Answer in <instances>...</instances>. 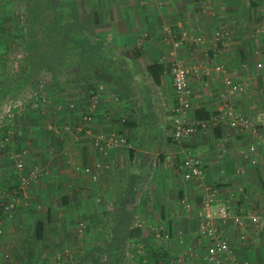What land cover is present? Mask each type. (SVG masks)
Returning <instances> with one entry per match:
<instances>
[{"label":"crops","instance_id":"crops-1","mask_svg":"<svg viewBox=\"0 0 264 264\" xmlns=\"http://www.w3.org/2000/svg\"><path fill=\"white\" fill-rule=\"evenodd\" d=\"M86 2L90 11L81 20V58L83 68L92 65L93 71L83 72L81 83L69 82L66 89L48 84L46 108L21 110L10 124L11 138L5 155L0 154V204L18 181L7 155L22 157L24 174L36 170L42 176L20 194L10 213L0 208V258L8 254L4 264H84L96 244L100 261L95 262L103 264L108 257L104 241L113 238L102 226L106 211L125 205L141 235L127 241L119 264H141L142 257L145 264H201L204 241L196 210L204 186H219L221 197L237 210L264 209V40L254 37L248 1ZM231 6L236 12L229 11ZM232 15L237 25L220 42L217 30ZM174 40L181 41L178 47ZM4 43L3 37L0 100L11 78ZM175 60L189 70V107L181 114L186 123L198 119L197 109L210 118L227 94L254 126L220 124L173 139L170 67ZM153 63L163 68L157 83L147 70ZM226 78L243 90L229 93ZM85 113L92 114L89 123L79 119ZM113 135L124 143L109 144ZM191 155L202 160L203 174L186 181L182 169ZM186 196L196 198L190 210L180 203ZM237 231L251 240L239 243L240 258L264 264V229Z\"/></svg>","mask_w":264,"mask_h":264},{"label":"built area","instance_id":"built-area-1","mask_svg":"<svg viewBox=\"0 0 264 264\" xmlns=\"http://www.w3.org/2000/svg\"><path fill=\"white\" fill-rule=\"evenodd\" d=\"M222 36L221 32L216 33L217 40ZM195 40L200 41L201 39L196 37ZM180 43L181 41L174 40V47H178ZM170 68L176 100L172 109L174 114L171 117L169 131L173 139L179 140L184 136L193 135L197 131H206L210 127H216L220 124H225L231 129L253 125L248 116L231 103L227 94L221 96L220 108L210 118L197 119L186 123L181 114L189 107V70L182 60H175ZM44 84L45 81L39 79L33 88H27L16 98L4 100L0 104V154L6 151L7 144L11 138L10 124L13 118L23 108L29 105L32 107L37 105L39 97L44 92ZM225 84L229 87V93L243 90L241 85L233 82L230 78L225 79ZM70 107L75 108V105L71 104ZM91 119V113H85L81 116L82 123H89ZM114 135L110 136L109 144L117 146L124 143L122 138ZM96 141L95 143L99 145ZM9 157L15 161V168L18 171H22L24 168L22 157L18 153H11ZM252 163H255V160ZM203 168V162L199 157L189 156L185 160L182 169L183 179L186 181L201 179ZM41 176L42 173L36 170H30L28 175L20 174L17 184L6 194L7 197L0 204L2 214L10 213L15 207L20 194H24L31 186V182ZM219 190V186L215 184L206 185L198 199L196 210L198 235L204 241V250L198 257L201 259V264H250L247 259H241L237 251L240 246L239 243L247 244L251 240H249L247 233H239L237 230H242L249 226L264 229V209L261 213L237 210L233 208L229 201L221 197ZM182 202L186 203L185 206L187 208L191 207L190 202H185L184 200ZM2 221L3 219L0 218V234L3 228ZM137 225L140 226V223ZM136 251L142 255V246L138 245ZM68 254V252L64 253L61 258L66 260ZM2 258L4 260L8 259V254L2 255L0 264H4ZM145 262L146 259L142 257L141 264H145Z\"/></svg>","mask_w":264,"mask_h":264},{"label":"rangeland","instance_id":"rangeland-1","mask_svg":"<svg viewBox=\"0 0 264 264\" xmlns=\"http://www.w3.org/2000/svg\"><path fill=\"white\" fill-rule=\"evenodd\" d=\"M86 1H89V3L91 2V0H36L39 7L40 16L38 17V23L40 28L38 32H36L37 35H34L35 32L33 31L32 34V32L30 31V22L28 21V19L30 18L28 5L31 3V1L0 0V29L3 30L2 33H0V39L4 37L5 43L3 44V48L6 49L5 57L12 60L11 62H9L11 63V65H8L11 69L9 71L11 78L14 73L17 72V69H20V73H22L21 75H27L30 80L42 79L46 82L44 84V92L42 93L41 97H39L37 105L35 107L28 106L29 110L32 111L33 109V111H38L40 110V107L42 109L46 108V106L42 105L47 104V102L51 99L47 97V95H45L47 90L46 87L48 84L58 82L59 84L57 85V87H59V85H62L64 87L63 89H66L69 82H74L75 80L80 79V77L78 76L77 78H74L75 71L73 69H75L76 64L74 65V63L76 62L72 61V59L69 57L70 54H68L70 52H75V55H79V51L75 49L73 50L72 47L70 48V44L67 42L69 36L67 37V35H65L64 33L70 31V29L72 30L73 27H75L74 25H76L75 23H79L81 25V20L84 21L83 16L90 11L87 10L88 2ZM247 1L250 8L249 15L252 19V32L254 34V37L255 39H258L260 37V39L264 40V0ZM252 1H254L256 4H253ZM199 3L203 4L204 0H199ZM229 11L236 12L234 10V7L232 6L229 8ZM228 19L229 20H227L226 22L224 21V24H220V26L225 30L221 29L220 27L218 28L219 30H217L223 35L220 39H218V41L220 42H223V40L228 36L227 33L231 32L232 29H234L237 25V19L233 15L232 17L229 16ZM25 20H27V25L25 24L26 22L24 23ZM23 25L25 26V28L23 27ZM83 26L84 25L81 26V29H83ZM55 28H64L63 32H65H62L61 36L56 35L58 31L55 30ZM11 29L13 30L12 32L10 31ZM51 32H53V34ZM75 32H77V30H75L74 33ZM32 37L35 38L34 44L36 49L34 48V46L33 49L34 51H36V55L31 54V51H29L28 49V47L30 46L27 43L31 41ZM78 37L80 38L81 35H78ZM58 44L63 47L62 49L64 51L62 50L61 55H59L62 57L60 63L61 65H59L58 70H53V68H50V65L54 62L50 61L49 59L54 51V47L58 46ZM31 63H35V67L30 65ZM260 64L261 63H258L257 67H259ZM24 75L22 77V81L25 78ZM86 75L84 76L86 77ZM63 89L60 90L62 91ZM53 97L54 95H52V98ZM3 101V99L0 100V102ZM24 109L26 108H23V110ZM81 116L82 115H80L79 118L80 121ZM46 117L48 116L43 117L44 121L47 120ZM3 154L4 153H2V155ZM7 157H9V155H7ZM11 163L15 168V161L13 159ZM24 168H26L25 162ZM24 168L22 171L17 170V179L20 174H24ZM5 196L7 197V195ZM194 199L196 198L190 196L181 197L180 203L183 205V207L186 208V210H190L192 208ZM182 200H184L185 202H190L191 207L187 208L185 206L186 203H183Z\"/></svg>","mask_w":264,"mask_h":264},{"label":"trees","instance_id":"trees-1","mask_svg":"<svg viewBox=\"0 0 264 264\" xmlns=\"http://www.w3.org/2000/svg\"><path fill=\"white\" fill-rule=\"evenodd\" d=\"M31 3L28 5L29 7V12H30V18L28 19V21L30 22V31L33 34V31L35 32L34 35H37L36 32H38L39 30V23H38V17L40 16L39 14V7L37 5L36 0H30ZM253 4H256L254 1H252ZM26 22V23H25ZM24 23L27 25V20L24 21ZM76 25H74L75 27H73V29L68 32H63L64 28L59 29V28H55V30H57L56 35L61 36V33L63 32L65 35H67V37L69 36L67 42L70 44V48L72 47V49L79 51V55H75V52H70L68 54L69 57L72 59V61H75L76 63H74L75 65V69H73L75 72V76L74 78L80 77V79L75 80L73 83H81V74H83V72H87L90 73L89 71H93V68L91 67L92 65L86 66L85 68H83L85 65L82 62V58H81V37L79 38L78 35H81V25L79 23H75ZM23 27L25 28V26L23 25ZM77 30V32L74 33V31ZM53 34V32H51ZM51 34V35H52ZM53 37V36H51ZM50 37V38H51ZM59 38V37H58ZM1 40V39H0ZM49 40V39H48ZM35 38H31V41H29L27 44H29L30 47H28L29 51H31V54H35L36 55V51H34L33 46L35 48ZM63 47H61L59 44L58 46L54 47V51L52 53V55L50 56V61L54 62L52 63L50 66V68H53V70H58L59 65H61V60L62 57L59 56L61 55L62 49ZM36 49V48H35ZM64 51V50H63ZM66 54V53H65ZM87 60L91 57V59H89L91 62H94V58L93 55L91 56V53H87L85 54ZM90 56V57H89ZM30 57V56H29ZM64 57V56H63ZM98 64V63H97ZM30 65H32L33 67H35V63H31ZM40 67V66H38ZM147 70L150 72V74L153 76V80L154 82H159V74L162 72L163 68L162 65L159 63H153L151 65L147 66ZM16 73V74H15ZM13 77L8 80V83L5 86L4 90V97L2 98L3 100H7V99H14L16 98L22 91L26 90L27 88H33L34 85H36V82L39 79H34V80H30V78L27 75H24L25 78L22 81V77L23 75H21L22 73H20V69H17V72H15ZM90 75V74H89ZM54 79V78H53ZM15 81V82H14ZM46 83V82H45ZM81 87V85H80ZM30 106V105H29ZM25 108H28L25 107ZM74 109V108H73ZM195 117L198 119H208L209 118V114L206 113L203 109H197L195 110ZM111 217V218H110ZM105 221H104V225L103 228L107 229L106 231H108L111 236L109 237H113L111 241L105 240L104 243V248L102 249V251L107 252L108 257L107 260L105 262H103V264H111V262H114L115 264H119L121 262L124 261L125 258V251L127 249V246L129 244H127V241H131L134 240L138 237H140L141 235V230L140 228L137 227H133V211L128 210V208H126L125 205H120L118 209H114L113 211H106L105 214ZM40 236V234H39ZM97 248L98 246L95 244H93V246L90 248L89 250V257L88 259H86L84 261V264L89 261L88 264H96V262H99L100 259L98 257L99 253H97ZM110 250L114 251V255H110ZM97 253V256H95L94 254ZM110 256H112L111 260H110ZM96 261V262H95ZM95 262V263H94Z\"/></svg>","mask_w":264,"mask_h":264}]
</instances>
